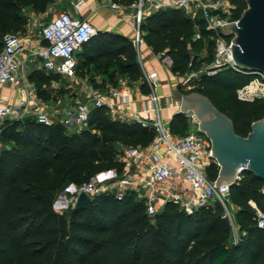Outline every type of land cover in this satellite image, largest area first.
I'll return each mask as SVG.
<instances>
[{
    "label": "trees",
    "instance_id": "1",
    "mask_svg": "<svg viewBox=\"0 0 264 264\" xmlns=\"http://www.w3.org/2000/svg\"><path fill=\"white\" fill-rule=\"evenodd\" d=\"M228 1L233 5L231 15L237 18L243 0ZM53 2L0 0V48L4 33L24 31L23 8L40 14ZM139 29L151 54L168 57L170 73L199 71L189 91L204 95L225 114L235 134L244 136L250 122L264 116V97L239 100L235 96V90L245 84L246 97L262 92L255 81L248 83L251 73L225 66L211 74L202 70L211 61L213 40L200 21H191L178 9H159L144 14ZM196 32L198 38H193ZM75 57L80 63L109 58L116 77L128 84L141 76L129 39L115 32L96 30L74 52V68ZM26 78L35 94L46 100L50 83L60 76L30 64ZM138 88L147 91L143 83ZM55 92L63 90L58 87ZM167 127L171 134H185V115L172 113ZM152 136L150 127L111 118L101 106L90 107L85 126L72 132L59 122L46 125L28 117L4 120L0 125V264H264V230L256 227L248 203L264 208L262 181L245 170L227 192L234 222L243 231L235 243H228L229 226L216 200H206L189 212L165 201L147 216L141 200L127 191L120 199L98 193L81 208L52 209L54 193L68 183L77 187L96 172L111 168L119 173L121 163L115 158L119 144L144 146ZM216 170L208 166L207 177L213 178Z\"/></svg>",
    "mask_w": 264,
    "mask_h": 264
},
{
    "label": "built area",
    "instance_id": "2",
    "mask_svg": "<svg viewBox=\"0 0 264 264\" xmlns=\"http://www.w3.org/2000/svg\"><path fill=\"white\" fill-rule=\"evenodd\" d=\"M83 1L69 0V10L54 14L44 24L40 23L36 14L23 8L26 16L24 31L2 35L0 122L19 121L26 117L46 125L53 122L44 102L35 94L32 83L26 78V68L33 64L75 82L73 54L96 31L89 22L75 15ZM103 4L115 11L119 20L129 18V41L136 57L142 41L139 29L142 16L159 9H178L191 21H200L203 29L209 31L208 38L213 40L211 61L202 70L211 74L215 68L225 66L240 71L231 61L230 36L220 33L222 24L237 20L231 15L233 5L228 0H131L127 4L105 0ZM26 26L35 29V34ZM192 37L198 38V33ZM41 39L44 40L43 44L39 42ZM137 62L147 90L139 98L137 108H130L131 85L125 79L118 78L114 85L103 92L88 87L85 100L70 108L72 113L67 112L68 116L61 119V124L63 127L82 128L89 108L101 106L111 118L135 121L141 126L150 127L153 136L144 146L119 144L115 158L121 163L120 172H115L113 168L96 172L79 186L72 185V193L68 197L63 196L59 205L72 207L79 192H84L88 197L111 193L120 199L125 192L132 191L141 200L144 213L152 216L165 201L178 203L185 212H189L206 200H216L229 229L237 231L233 219L234 206L228 201L227 192L229 185L239 179V172L231 181L214 185L215 176L208 178L206 175L208 166L213 165L217 169V163L211 156L209 139L196 129V122L186 112L183 114L188 131L183 135L169 132L168 120L160 113L163 98L155 90V71H145ZM251 74L253 77L248 83L255 81L263 89L262 92L246 97L243 94L245 84L235 90L237 99L264 97V74L258 71ZM172 107L177 109V101L172 103ZM248 203L254 209L256 227L264 230V208L258 209L252 202ZM234 242L235 238L232 239Z\"/></svg>",
    "mask_w": 264,
    "mask_h": 264
},
{
    "label": "water",
    "instance_id": "3",
    "mask_svg": "<svg viewBox=\"0 0 264 264\" xmlns=\"http://www.w3.org/2000/svg\"><path fill=\"white\" fill-rule=\"evenodd\" d=\"M243 2L245 6L235 23L222 24L220 33L230 36V57L236 69L264 74V0ZM162 57L169 61L166 55ZM173 92L177 97V109L173 113L190 114L196 129L209 139L211 156L217 163L214 185L229 182L237 172L245 170L262 181L260 192L264 194V116L250 122L249 131L239 136L234 133L229 118L204 95L196 91L180 93L173 89ZM72 187L68 183L59 196ZM88 202L89 197L79 192L72 208H81Z\"/></svg>",
    "mask_w": 264,
    "mask_h": 264
},
{
    "label": "rangeland",
    "instance_id": "4",
    "mask_svg": "<svg viewBox=\"0 0 264 264\" xmlns=\"http://www.w3.org/2000/svg\"><path fill=\"white\" fill-rule=\"evenodd\" d=\"M23 10L22 12L24 13ZM66 10H69V0H54L53 3L48 4V6L46 7L43 13L36 15L39 18L40 23L44 24L54 14ZM26 28L35 34V29L31 28L30 26H26ZM141 50H142V45L140 44L138 47V52H139L138 55L140 56L141 54L140 57L142 61L144 56L142 55ZM38 64L39 63H37V65ZM165 64H167V61L164 58H162V54L155 55V59L153 62L154 67H157L158 65H161V67H165L166 66ZM198 73L199 72L197 73L187 72L181 75L167 73V75L171 76L172 78L171 85L173 89L177 88L178 91L182 93L191 90L195 86V79ZM74 78H75V82L73 80L60 77L58 78L57 82L50 83L49 88L50 89L52 88L53 90L49 89V92H47L48 95L47 99L42 101L44 102L48 112L51 114V118L53 122L61 123V119L65 116H68L67 112L72 113V110L70 108L75 107V105L85 100V93L88 87L93 90L103 92L104 89H106L108 86L113 85L112 83L115 84L116 79L120 77H116L115 66L113 65V62L107 57L98 58L89 63H80L77 61V57H75ZM134 84H130V85H134ZM58 87H60L63 90V92L56 93L55 90H57ZM165 98L161 100V104L168 105L169 107H172V103H174V101H177V97L173 91L169 92L165 96ZM169 112L170 109L169 110L165 109L160 113L162 116H164L167 115ZM2 123L3 122H0V125ZM64 128L66 132H72L77 130V126L64 127ZM1 145L2 144L0 143V147ZM63 189L64 187L57 190L53 195L52 202H54V205L52 206V209L55 212L65 211L66 208L59 205V203H61L60 199L63 196L68 197L72 193V191H70L69 189H65L61 194V196H59V193ZM176 205L177 207L181 208L178 203H176ZM242 235L243 234H240L239 230L234 231L233 229H229L228 243H232L233 238H235L237 242ZM129 255L130 254L128 253V256Z\"/></svg>",
    "mask_w": 264,
    "mask_h": 264
},
{
    "label": "crops",
    "instance_id": "5",
    "mask_svg": "<svg viewBox=\"0 0 264 264\" xmlns=\"http://www.w3.org/2000/svg\"><path fill=\"white\" fill-rule=\"evenodd\" d=\"M103 1L105 0H84L83 3L78 7V12L75 14L76 17L86 20L96 30L112 31L129 39L131 35V24L129 18L126 17L122 20H119L116 17V12L104 5ZM141 45V51L144 58L141 61L140 54V56L138 55V57H136L137 61H139L145 71H155L154 79L157 82L155 90L159 96L165 98V96L169 92L173 91V87L171 85L172 78L171 76L167 75V73H170L168 70L169 64H165V67H161V65L154 67L153 62L155 59V55L151 54L149 48L142 41ZM134 83V85H131L132 102L130 103V108H137L139 98L144 95V93H141L138 88L139 84L142 83V76H140V79ZM162 106V111H164L165 109H170V112L167 115L162 116L163 118L168 120L170 115L174 112V108L169 107L168 105Z\"/></svg>",
    "mask_w": 264,
    "mask_h": 264
}]
</instances>
